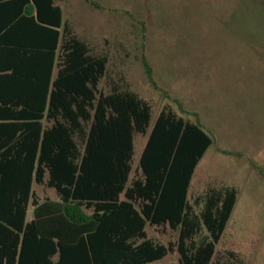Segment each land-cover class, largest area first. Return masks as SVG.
<instances>
[{
    "label": "trees",
    "instance_id": "16d2710c",
    "mask_svg": "<svg viewBox=\"0 0 264 264\" xmlns=\"http://www.w3.org/2000/svg\"><path fill=\"white\" fill-rule=\"evenodd\" d=\"M6 6L5 15L0 3V264H152L170 252L179 255L171 264H248L240 252L217 248L238 187L189 196L214 142L200 121L169 103L154 117L123 76L109 80L108 54L74 31L58 0ZM5 21L14 25L3 33ZM137 135L146 141L134 169ZM34 183L57 199L37 197ZM148 226L178 236L165 244L149 237Z\"/></svg>",
    "mask_w": 264,
    "mask_h": 264
},
{
    "label": "rangeland",
    "instance_id": "374dc122",
    "mask_svg": "<svg viewBox=\"0 0 264 264\" xmlns=\"http://www.w3.org/2000/svg\"><path fill=\"white\" fill-rule=\"evenodd\" d=\"M58 1L74 31L108 54L109 80L123 76L151 102L154 117L169 103L211 133L215 143L208 154L214 153L206 165H228L239 186L217 248L240 252L248 264H264V190L243 181L259 163L255 153H264V0ZM144 139L136 136L135 160ZM206 165L197 170L193 188ZM35 189L42 199H57L54 189ZM148 233L165 244L177 238L152 227ZM178 256L170 252L152 264H171Z\"/></svg>",
    "mask_w": 264,
    "mask_h": 264
},
{
    "label": "crops",
    "instance_id": "0c3cea01",
    "mask_svg": "<svg viewBox=\"0 0 264 264\" xmlns=\"http://www.w3.org/2000/svg\"><path fill=\"white\" fill-rule=\"evenodd\" d=\"M7 1H9V0H0V3H3V10H4V14L5 15H6V9H12L11 6H6V2ZM24 13H25L24 10L22 12H19L17 18L19 19V16H22ZM13 25H14L13 22H8L6 24V21H5V24H3L2 32L3 33L6 32V30L11 28V26H13ZM135 139H136V137H135ZM145 141H146V137H145L144 141L141 144V151H140L139 158L141 156ZM214 143H215V139H214V142L208 147V149L204 153L203 157L201 158V160L199 161V163H198V165H197V167L195 169V172H194V175H193L192 181H191L190 192H189V196L190 197L194 196V195L198 196L200 194H203L204 192H207L209 189H212V188H218L219 189V188H224L226 186H236L239 189V186L237 184H235L234 171H233V169H231L232 172L229 171L228 170V168H229L228 165L224 166L223 164H220L217 161H213V162L211 161V164H209V162H208L209 165H206L207 164L206 157H208V156L210 157L214 153V152H211V153L208 154L210 147ZM135 144H136V140H135ZM253 155H254V153H253ZM134 156H135V153H134ZM254 156L256 158H258V161L260 163V164L258 163L257 166L255 164V167H254V168H257V167L259 168V172L258 171L256 172L259 176L257 174H255V169L253 168V169H251V172H249V171L246 172V174L244 175V180L243 181L246 182V184L251 186V187H259V188L264 190V177H263L264 176V171H263V169H264V153L260 154V152H257V153H255ZM139 158L137 160L134 159V164H135L134 165V169H136L137 166H138ZM201 165H206L208 167H206L205 170L203 171V176L201 177V182L197 185V187L195 189V188H193L194 187V185H193L194 182L193 181H194L195 175L197 173V170L199 169V167H201ZM243 174L244 173H242V174L240 173V174H238V176L242 177ZM252 174L253 175H257V176H253V178H250V175H252ZM257 178H258V181L255 182L257 180ZM251 179H253V180H251ZM36 185H40V184H37V183L33 184V189H34L37 197H40L39 194L36 192V189H35ZM30 211H32L31 214H30ZM27 217H28V220H31L33 218V207L32 206L28 210V216ZM148 227H150V226H148ZM148 227H147V231H148ZM153 229H155L156 231L161 232V233H175L178 236V231L169 230V229H162V231H160V230H158L156 228H153ZM148 235H149V233H148ZM149 237H151V236L149 235Z\"/></svg>",
    "mask_w": 264,
    "mask_h": 264
}]
</instances>
